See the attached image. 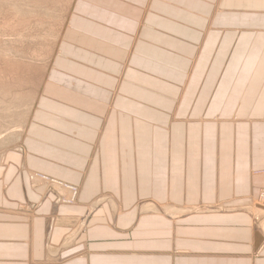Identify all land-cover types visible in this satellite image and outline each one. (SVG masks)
<instances>
[{
    "label": "crops",
    "instance_id": "1",
    "mask_svg": "<svg viewBox=\"0 0 264 264\" xmlns=\"http://www.w3.org/2000/svg\"><path fill=\"white\" fill-rule=\"evenodd\" d=\"M56 51L0 161V264H264V0H73Z\"/></svg>",
    "mask_w": 264,
    "mask_h": 264
},
{
    "label": "rangeland",
    "instance_id": "2",
    "mask_svg": "<svg viewBox=\"0 0 264 264\" xmlns=\"http://www.w3.org/2000/svg\"><path fill=\"white\" fill-rule=\"evenodd\" d=\"M72 2L0 0V161L9 152L16 154L26 129L32 124L37 101L44 94L51 95L50 69L58 41L67 27ZM260 172L264 173V169ZM35 175L43 176L49 182H66L38 172L28 173L30 187H42L51 193L53 204L78 205L79 185L66 183L77 187L78 196L73 204H64L59 202L56 190L45 186ZM59 194L65 195V192L59 190ZM258 205L264 206V188L257 191L251 205L253 211L249 210L257 224L264 218V211L256 212ZM21 209L30 213L33 206L21 205Z\"/></svg>",
    "mask_w": 264,
    "mask_h": 264
},
{
    "label": "built area",
    "instance_id": "3",
    "mask_svg": "<svg viewBox=\"0 0 264 264\" xmlns=\"http://www.w3.org/2000/svg\"><path fill=\"white\" fill-rule=\"evenodd\" d=\"M36 177H38L40 180H42L43 184L47 187H52L53 189H55L56 194L59 196V202L61 201V203L64 204H73V202L75 201V199L78 196V189L76 186H71V185H67V184H63V183H56V182H49L47 178L43 177V176H38L35 175ZM31 180H33V178H30ZM57 186L62 189V190H68L71 191L73 193V195H69V194H59V189L57 188ZM64 192V191H63ZM60 192V193H63Z\"/></svg>",
    "mask_w": 264,
    "mask_h": 264
},
{
    "label": "bare ground",
    "instance_id": "4",
    "mask_svg": "<svg viewBox=\"0 0 264 264\" xmlns=\"http://www.w3.org/2000/svg\"><path fill=\"white\" fill-rule=\"evenodd\" d=\"M57 183H58V182H57ZM65 184H66V183H65ZM57 188H58V189L60 190V192H61L62 189H60L58 186H57ZM64 192H65V194H69V195H71V196L73 195V193H72L71 191L65 190ZM64 192H63V193H64ZM60 195H61V194H60ZM148 207H149V206H148ZM144 208H145V207H144ZM257 208H259V209H263L264 206H260V205H258ZM142 209H143V208H142ZM261 211H262V210H259L260 213H263L264 210H263L262 212H261Z\"/></svg>",
    "mask_w": 264,
    "mask_h": 264
}]
</instances>
